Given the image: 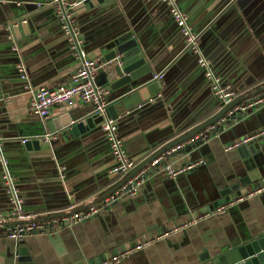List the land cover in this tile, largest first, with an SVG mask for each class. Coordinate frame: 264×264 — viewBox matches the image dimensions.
<instances>
[{"label":"crops","instance_id":"crops-1","mask_svg":"<svg viewBox=\"0 0 264 264\" xmlns=\"http://www.w3.org/2000/svg\"><path fill=\"white\" fill-rule=\"evenodd\" d=\"M46 1L0 0V138L26 211L43 220L52 214L97 205L110 198L129 173L136 171L139 175L160 158L163 165L179 167L201 156L205 165L173 180L156 175L158 168L153 167L135 197H122L104 205L89 220L21 238L27 255L19 264H98L144 240H152L151 245L119 264H205L201 261L204 256L263 234L264 192L236 203L223 215L209 212L218 207L214 203L220 196L233 200L263 182L264 137L254 141L255 146H250V142L230 151L225 147L264 127V103L243 111L244 115L233 126L203 138L201 152L195 147L167 155L171 154L168 144L186 135L219 108L212 111L215 97L211 83L204 77L195 54L185 50L184 37L161 0H109L101 8L80 16L86 42L118 31L132 33L147 47L155 74L164 76L156 100L137 106L134 112L115 121L127 153L135 162L131 172L110 179L115 163L103 131L98 130L100 122L78 138L67 134L54 144L62 164L61 182L57 173L59 164L52 146L48 148L51 139L45 141L46 149L27 152L22 139L41 137L45 132L51 134L48 124L53 126L55 119L73 116L79 120L93 113L91 106L78 98L56 106L47 121L29 111L34 88L69 85L79 66L68 36ZM36 3L44 5L32 10ZM179 6L200 34L202 54L219 77L235 88L246 84V90L263 84L264 0H179ZM24 19L29 31L22 32L17 43L30 74L31 90L24 87L18 76L17 58L8 36V29ZM12 38L16 40L15 36ZM254 90L244 97L264 94ZM206 113V117L190 125ZM52 135V139L58 138V134ZM201 135L202 132L197 136ZM196 137L182 144H191ZM243 177H249L253 184L242 187L237 195L231 187ZM3 187L0 177V229L7 225L9 209ZM225 199L220 204L227 202ZM192 219L197 220L160 238L162 232ZM19 241L0 238V264L12 263L13 254L19 257Z\"/></svg>","mask_w":264,"mask_h":264},{"label":"water","instance_id":"water-1","mask_svg":"<svg viewBox=\"0 0 264 264\" xmlns=\"http://www.w3.org/2000/svg\"><path fill=\"white\" fill-rule=\"evenodd\" d=\"M75 1L77 4L69 7L67 9V14L69 15V21H70L71 27L72 28L75 27L78 31L79 38L85 41V37L83 36L84 30L83 28H81V24L83 23V21L82 22L80 21L81 19L80 16L81 15L83 16L84 13L86 14L90 11H95L98 8H101L109 0H75ZM162 4L166 8L168 15L171 17L170 9L163 2ZM34 5L35 6L32 10L36 9V7L38 6V3ZM55 16H56V20L60 28L63 30L64 34L68 36L70 50L72 54L74 55V57L77 59L76 50L73 49V43L70 39L71 37L63 29L62 23L60 21V17L57 14H55ZM88 17H92V16H88ZM27 23H28L27 19H24V20L15 22L12 26V29L11 28L8 29V36L11 41V50L14 53V58L15 57L17 58L15 65L19 73L18 76H20V79L23 81L24 87L26 86V81L21 78L22 73L18 69V64L21 61L24 62L25 64V59L23 57V54L21 53L17 40H20L22 32L28 33L29 26ZM12 36H15L16 40L13 39ZM72 38L73 39L75 38L74 32H72ZM84 44L85 46L83 47V50L88 55V58L93 59V60L98 59L99 62L102 64V67L98 69V77L95 78V82L97 83V85L102 86L108 92V95L110 98V99L108 98L109 117L117 121L120 117H126L129 113L134 112L137 109V106L139 107L141 105L149 104L152 100H156L158 98V96L161 93L160 84L165 82L163 81L164 76L159 81L153 80V77L156 74H155V68L152 64V60H151L152 58L147 51V47H145L141 43V41L138 40L136 35L132 33L127 35V33L118 31L111 35H107V36L104 35L101 37V39H98V40H89L88 42L85 41ZM185 46H186V42H185ZM14 47H17L18 50H14ZM200 48H201V45H200ZM190 53L195 54L192 52ZM195 60L197 61V64L200 66L199 55L195 54ZM202 70H203L204 77H205V71L203 68ZM26 71L30 79V74H29L27 66H26ZM159 72H156V73H159ZM221 79L223 83H226L223 78ZM244 85L242 86L236 85V88L240 90L241 92H243L244 90H246ZM255 87H252L249 90H246L247 92H244V93L250 94L253 91H255L254 89L257 90V93L264 92V82L263 84H260V86H258L257 88ZM245 94L240 95L236 100L228 104H224L220 100L214 98L213 101L215 105L213 106L212 111L218 108H219V111L213 114L211 117L207 118L205 121H203L198 126L192 128L189 132L186 133V135L173 140L170 144H168L167 149L171 151L177 145H180L183 142H187L193 139L199 133L202 132V135L196 140H193L191 144H188V145L185 144L186 146L185 148H183V150H191L192 148H195V147L200 148L201 141H204L203 131L208 129L205 136L209 137L210 135L215 136L217 133H220L221 131H223L224 127L226 126H233V123L235 121H239L244 115L242 111L234 110V109L236 106L240 105L245 100V97H244ZM207 115L208 113L198 116L195 120H193V122H191L190 125L192 126L197 121L203 119ZM98 122L101 123L100 128H98V130L103 131L105 135V139L107 140V143L109 145L111 156L115 163L111 170L113 174L110 177V179H114L124 174H122L121 172L115 171L121 164L117 162L114 158L112 148H111V142L107 138V132L104 129L105 127L104 118L97 114L92 113L90 116H87L86 118L79 119V120L73 119V116H63L59 120L55 119L53 121V126L50 123L48 124L49 131L51 134L45 132L44 135H42L41 137L35 136L36 138H30V139L24 138L27 140L24 146L27 152L32 153L33 150L40 151V150L46 149L45 141H47V139L48 140L51 139V141L48 142V145H49L48 148L50 150L52 146V150H53V154H55L54 156H55L56 162L59 164L57 173H58V180L59 182H61L60 177H59L60 176L59 168H62L61 167L62 164H61V161H59L57 157L58 154L56 153L54 144L58 141L63 140L67 134L78 138L79 136L86 134L89 128L93 129L95 127V123H98ZM211 126H215V127L210 128ZM256 131L257 130H254L251 133H255ZM251 133H248V134H251ZM47 134L49 135L48 137H46ZM52 134L54 135L58 134V138L52 139L53 138ZM248 134H246V136ZM258 142L259 141H257V143ZM255 144L256 142H252L250 146H255ZM1 149H2L3 156L5 157L8 163L7 167L9 171L11 172V174L15 177L16 175L12 170L11 162L9 161L7 156H5L6 153L4 151V144L2 145ZM124 149L127 153L125 145H124ZM198 150L201 152L202 148ZM176 152H173V153H176ZM173 153L167 154V155H172ZM200 159H203V158L201 156L193 158L192 160L188 161L187 164L194 162L196 160H200ZM154 161L155 160H153V162ZM0 170H1L0 177H2V183L4 186L3 192L7 198V203L9 204L8 206L9 207L8 211H9L11 208V203H10L9 195L7 193V188L4 185V181H3L4 168L1 162H0ZM135 173L136 171L134 173L133 172L129 173L130 174L129 177L123 180L122 182H120L119 186L113 190L112 194L116 190L120 189L123 185H125L129 181V179H131L134 175H136ZM149 174L150 172H147L143 176V179L146 180ZM183 175L185 174H182L180 176H183ZM262 181L263 182H260L258 186L264 184V179ZM252 184L253 182L249 177H243L239 180L237 184L231 187V191H236L237 195H239L240 189L242 187H247V186L250 187ZM18 188L20 190L19 185H18ZM20 195L23 198L21 190H20ZM222 198L225 199L223 195L219 197L220 200ZM220 200L214 203L215 206L220 205ZM225 200L229 201V199L227 200V198ZM24 244H25L24 240L20 239V241L17 244L19 246V251H18L19 257L16 258V255L12 253L13 255H11L10 260H12L13 262L10 264H16V262L17 264H19L25 261L26 259L25 256L27 255L26 254L27 251L25 249ZM201 261L205 264H264V233L259 236L244 238L240 242L232 244L230 247L223 248L222 251L218 252L215 255L204 256ZM4 263L5 262H3L2 264Z\"/></svg>","mask_w":264,"mask_h":264},{"label":"built area","instance_id":"built-area-1","mask_svg":"<svg viewBox=\"0 0 264 264\" xmlns=\"http://www.w3.org/2000/svg\"><path fill=\"white\" fill-rule=\"evenodd\" d=\"M161 1L170 9L172 19L180 28V32L186 42L185 50L199 55V64L205 71L206 79L211 83L214 97L224 104H228L236 100L240 96L237 88L231 84L223 83L222 79L214 72L209 61L203 56L200 48V34L189 24L188 16L179 6V0ZM45 4L51 6L54 12L60 17L63 29L71 37L70 39L73 43V49L76 50V57L79 60V66L73 72L71 76V83L69 85H60L54 88H50L48 86H40L36 89L34 88L28 107L29 111L34 116L40 118V120L47 121L51 117L52 111L56 106L71 103L76 98L80 99L83 104L89 105L93 108L94 114L104 118V129L107 132V138L111 142L114 158L121 164L115 171L121 172L122 174H128L135 167V162L133 159L129 158L124 149V141L119 135L115 120L109 117V101L107 91L103 87L98 86L95 82L96 74L99 69V63L96 60L88 58V55L83 50L84 43L79 38L77 29L75 27L72 28L70 25L67 9L77 3L75 0H47ZM43 5V3H38V7ZM72 32H74L75 41L72 38ZM14 50H18L17 47H14ZM18 69L22 73L21 78L26 81L27 89L31 90L32 87L24 62L21 61L18 64ZM162 78L163 74H156L154 75L153 80L159 81ZM263 103L264 94L257 98L247 100L245 103L236 106L234 110H240L243 112L249 108H255ZM203 136V138H206L205 134H203ZM199 137L200 136H197L194 140ZM262 137H264V127L255 133L244 136L242 139L234 143L227 144L225 149L230 151L233 148L249 144L250 142H254ZM2 141V138H0V162L4 168L3 181L10 198L11 208L6 216L7 225L0 229V238L6 237L13 240H19L30 234L47 233L56 226L75 225L79 222L89 220L97 216L101 212L104 205L117 202L122 197H135L139 192L141 184L144 182L143 176L147 172H150L153 167L158 168L155 173L156 175L160 174L169 179H176L178 176L187 174L203 166L205 163L203 159H200L180 167H174L169 164L163 165V158L157 159L153 162L151 167L145 169L139 175L137 174L129 179V181L120 189L116 190L110 198H105L106 200L104 199L99 204L92 205L81 210L70 211L67 214H52L48 218L41 220L35 218V216L26 211L24 207V200L20 195L16 179L9 171L7 167L8 163L3 156L1 149L3 145ZM26 142V139H22V143L25 144ZM184 147V144L177 145L170 151V153L181 150ZM263 192L264 184L255 186L243 195H239L233 200L220 204L217 208L211 210L209 214L217 216L223 215L236 203L252 198ZM196 220L197 219H192L185 225L166 230L161 233L160 238L170 236L180 230H183L188 225L193 224ZM151 242L152 240L135 242L128 248L114 254L98 264H119L127 259L132 253L147 248V246L151 245Z\"/></svg>","mask_w":264,"mask_h":264},{"label":"trees","instance_id":"trees-1","mask_svg":"<svg viewBox=\"0 0 264 264\" xmlns=\"http://www.w3.org/2000/svg\"><path fill=\"white\" fill-rule=\"evenodd\" d=\"M238 90V89H237ZM238 92H239V95H241L242 94V92L240 91V90H238ZM255 97H252V98H249V99H254ZM257 98V97H256ZM248 98H245V100L242 102V103H245L247 100H249ZM241 103V104H242Z\"/></svg>","mask_w":264,"mask_h":264}]
</instances>
